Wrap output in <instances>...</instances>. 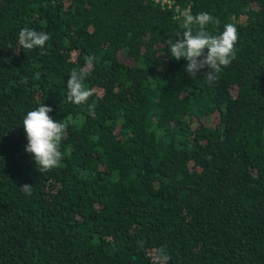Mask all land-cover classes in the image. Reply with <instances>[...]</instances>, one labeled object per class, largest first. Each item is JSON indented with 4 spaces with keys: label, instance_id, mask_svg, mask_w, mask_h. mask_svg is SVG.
<instances>
[{
    "label": "trees",
    "instance_id": "obj_1",
    "mask_svg": "<svg viewBox=\"0 0 264 264\" xmlns=\"http://www.w3.org/2000/svg\"><path fill=\"white\" fill-rule=\"evenodd\" d=\"M167 1L0 0V264H264V0ZM178 8L237 27L213 84L170 55ZM25 27L43 55L17 54ZM41 104L67 125L46 172L22 125Z\"/></svg>",
    "mask_w": 264,
    "mask_h": 264
},
{
    "label": "clouds",
    "instance_id": "obj_2",
    "mask_svg": "<svg viewBox=\"0 0 264 264\" xmlns=\"http://www.w3.org/2000/svg\"><path fill=\"white\" fill-rule=\"evenodd\" d=\"M182 17L184 28L179 39H169L167 45L172 58L177 61H187L186 71L192 79H197V74L207 69L203 80L213 84L218 79L222 67L229 66L236 57V44L238 41V30L233 23H227L223 31L213 35L207 30V26L219 25V20L207 12L193 15L190 9H177ZM50 35L43 31L30 28H22L18 33L17 54L21 49L32 50L43 49ZM207 50V51H205ZM92 60L86 62L85 68L71 71L67 80V101L75 105H83L94 94V90L86 88L84 81L88 75V68ZM95 104L88 106L89 115L95 118ZM53 109L46 104H41L35 110L29 111L23 119V128L26 133V152L31 154L39 171H49L57 166L63 159L60 145L67 133V125L56 122L50 115ZM28 193L32 186L25 184L20 186ZM170 257L160 250L153 258V264H166Z\"/></svg>",
    "mask_w": 264,
    "mask_h": 264
},
{
    "label": "built area",
    "instance_id": "obj_3",
    "mask_svg": "<svg viewBox=\"0 0 264 264\" xmlns=\"http://www.w3.org/2000/svg\"><path fill=\"white\" fill-rule=\"evenodd\" d=\"M163 2L166 3V2H169V1H167V0H163Z\"/></svg>",
    "mask_w": 264,
    "mask_h": 264
}]
</instances>
